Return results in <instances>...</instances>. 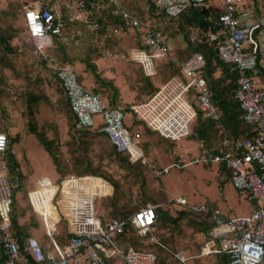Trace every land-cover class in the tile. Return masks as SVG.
I'll return each instance as SVG.
<instances>
[{
	"label": "built area",
	"instance_id": "1",
	"mask_svg": "<svg viewBox=\"0 0 264 264\" xmlns=\"http://www.w3.org/2000/svg\"><path fill=\"white\" fill-rule=\"evenodd\" d=\"M50 1L47 4L36 0L22 6L25 42L30 41L32 51L41 54L55 70L53 77L65 93L76 128L104 133L118 153L127 155L131 163H142L158 177L173 166L180 168L199 161L204 165L215 163L228 167L232 185L247 192L253 200L248 214L231 218L219 208L190 203L180 195L167 198L166 205L209 216L210 225L197 256L224 257L226 264H264V0H219L222 12L217 17L211 13L204 17L215 27L208 31L205 41L213 45L217 58L235 73L234 98L244 122L255 133L234 140L222 134L209 150H202L188 161L180 156L177 162L163 168L148 161L141 132L132 133L127 128L125 115L132 114L133 121H140L146 130L172 142L189 135L197 108L218 121L221 111L205 79L204 56L194 52L179 62L178 75L157 85L145 99L130 104L131 112L127 113L124 106H110L99 93L86 89L72 67L56 65L47 47L55 39L68 44L91 33L93 40L99 42L98 51L103 57L135 63L144 76L152 78L159 63L168 61L167 36L125 8L122 0ZM149 1L168 18H175L190 7L201 11L213 7L208 0ZM94 17L101 19L102 24L111 19L119 23L110 25V35L104 36L99 33L100 24ZM127 35L132 36L134 45L123 49L120 40ZM107 36L111 44H104ZM258 76H263L262 81ZM97 115L103 123L98 127L94 119ZM7 147L8 136L0 131V246L4 264H21L19 245L10 233L12 185L5 175ZM94 179L105 183L90 174H66L55 180L42 177L35 187L27 190V200L39 217L45 236L42 243L33 235L26 239L25 250L33 257L34 264H156V253L123 241L121 234L131 226L139 237L149 236L156 218L155 209L160 204L149 203L130 216L104 218L94 202L105 193L94 188ZM61 221L65 224V237L58 235ZM173 257L181 263L187 259L182 250L174 252Z\"/></svg>",
	"mask_w": 264,
	"mask_h": 264
},
{
	"label": "rangeland",
	"instance_id": "2",
	"mask_svg": "<svg viewBox=\"0 0 264 264\" xmlns=\"http://www.w3.org/2000/svg\"><path fill=\"white\" fill-rule=\"evenodd\" d=\"M34 1L36 0H0V36L8 43L9 50L7 53H3L4 50L0 49V130H8V127L14 125L20 127L18 137H11L10 140V149L19 160L17 166L19 173H11L8 168L5 175L13 185H16L15 196L16 207L18 208L16 209L24 210L23 218L28 220L30 216L34 215L28 208L25 193L28 189L35 187L38 179L48 177L55 180L57 177L66 174H81L87 168L88 162L93 168L108 175L109 179L114 181L117 186L115 190L112 189V195L98 198L94 202L96 210L105 216H114L110 213L113 207L126 208L131 212L136 206H142L146 202L152 203V200H164L167 195L173 198L178 195L184 196L190 203L206 202L211 208L213 206L219 207L224 214L231 218L246 215L252 210L253 203L249 201L246 194L236 189L229 179H225V173L219 172L218 165L215 163L204 165L202 161H199L180 168L173 166L168 172L158 177L147 166L136 162L130 168L120 166L117 160L110 155L111 145L103 134L93 131H89V134H83V131H75L72 128L73 116L71 112L63 114L62 117H59L61 115L55 116L53 120L46 111L48 103L42 100V97L46 95L47 86H52L51 81L54 85L57 82L52 78L53 73L48 69L47 61L45 62L32 51L30 41H27V44L25 42L27 33L23 26L21 8L23 5L28 6ZM40 1L48 2V0ZM208 1L211 4H219V0ZM122 5L142 21L162 30L168 38V61L163 60L159 63L157 74L152 78L144 76L138 66H131V64L136 65L135 63L105 58L95 53L93 45L99 42L93 43L88 36H81L74 41H69L70 43L64 45L62 49L57 45L49 50L51 55L58 58L61 63H68L77 74H80V69L87 71L89 77L94 79L96 83L97 92L111 102L116 98L117 90L113 89V79L94 77L92 66L94 65L95 70H97V66L93 63L96 59L100 70H111L116 76L115 79L120 76L115 85L121 91L124 100L131 101L133 94H141L142 96L140 87L143 88V85L141 84L144 83V87L150 91L157 83L176 74L180 60L192 52L184 36L188 35L191 42L200 36L196 27H191L185 22L182 26H180L181 24L178 25V18L166 17L160 10L151 7L148 0H122ZM120 41L123 49L134 45L131 35L122 37ZM104 43L111 44L112 41L107 39ZM129 84H132L133 90ZM85 87L93 91L92 85H85ZM60 91H62L61 87ZM30 92L41 96L38 102L31 105L37 131L41 129H45V131L54 130L53 125H50L53 122L56 128L58 125L61 126L62 134L66 133L64 139L61 138L59 131L57 132L58 137H55L57 141L54 143L53 152L56 166L36 139V134L30 133L28 130L27 98ZM51 104L53 108L54 106L57 108L56 103L51 102ZM128 116L126 115L124 118L125 124L131 125L130 131L132 133L141 132L142 141L146 144L144 147L146 158L156 166L160 167L177 162L176 160L180 156L188 161L191 156L200 154L198 142L189 138L190 136L172 142L161 138L157 133L146 130L144 125H140L138 121H133V116ZM94 119L96 127L103 124L100 116L97 115ZM64 124L66 130H63ZM195 124L196 117L191 123L190 131ZM219 132H212L211 139L218 140ZM95 181L100 182V185L98 184L95 189L100 188L102 192L111 190L106 182L103 183L99 179H94ZM169 213L174 216L175 221L173 223L175 224L163 230L162 235L166 238L164 245L173 251L183 250L188 255L198 253L204 237L203 233L196 229L188 215H180L174 209H169ZM23 218L20 219V222L23 221ZM36 222L37 227H32L31 233L37 236L42 243L44 229L37 218ZM58 228L62 231L64 225L59 223ZM144 242L146 243H143L141 247L148 246L149 242L147 240ZM154 245L149 247L153 248L160 257L158 264H182L167 254L162 246L158 248L160 245ZM222 259L216 255H200L189 257L185 263L225 264Z\"/></svg>",
	"mask_w": 264,
	"mask_h": 264
},
{
	"label": "trees",
	"instance_id": "3",
	"mask_svg": "<svg viewBox=\"0 0 264 264\" xmlns=\"http://www.w3.org/2000/svg\"><path fill=\"white\" fill-rule=\"evenodd\" d=\"M51 2L52 1H50V3ZM149 3L151 4V7H154V5L150 1H149ZM154 8H156V7H154ZM211 9H212V11H211ZM211 9L209 11H203V10L201 11L197 8L190 7L188 9H185V11H183L180 15L175 17V18H178V22H177V24L179 23L178 25L181 24L180 26H182V24L185 22L191 27H196V29L199 31L200 36H198L196 38V40H192V42L189 40L188 35L184 36L185 40H186V42H187V44H188V46L192 52L189 55L185 56L182 60L184 61L186 58H188L194 52H199L204 56V59H205V66H204L205 79L207 81V85H208L209 89L213 92L214 102L219 107V109L221 111V117L217 121V120H213L210 117L205 116L197 108L196 116H195L196 117V124L193 126L192 131H190V133L187 137L190 136L189 138H192L193 140L198 142V145H199L198 148H199L200 152L202 150H209L210 148H212L213 143L217 140V139H214V140L211 139V134L214 131L215 132L220 131L219 132L220 135L226 134V136L231 138V140L232 139L234 140V139L240 138V137H246V136L250 137L255 133V131L252 129V126L250 124H247L244 122L243 117H242V111H241L240 107H238L239 104H238L237 100L234 98L236 87H237L235 73L230 70L228 65L222 63L217 58L213 45L208 44L205 41V37H206V34L208 33V31L215 30V27L212 24V22L205 20L204 17L209 13H211L213 16L217 17L218 14L221 13L220 11L215 9L214 7H211ZM179 18H180V20H179ZM92 19H95V21H97L100 24V29H99L100 32L99 33L101 35H104V36L107 34L110 35V25H112V24L117 25L119 23V20H117V19H111L106 24H102L101 19H98L95 17ZM87 36L89 39L92 40L93 43L97 42V41L93 40L94 36L91 33H89ZM106 39H108V36L106 37ZM106 39L104 37V41ZM193 39H195V38H193ZM54 42H55V44L58 43V41L56 39L54 40ZM104 44H106V43H104ZM0 49L4 50L3 53H7L9 51L8 50V43L6 41H4L2 36H0ZM93 50L95 51V53L100 54L98 51L97 44L93 45ZM38 56L41 57L46 62V60L43 58V56L41 54H38ZM46 65L48 66V69L52 71L53 76H54L55 70L48 63H46ZM56 65L62 66V65H68V63H65V62L56 63ZM94 68L95 67L93 65L92 66L93 75L95 78L98 79L99 75L95 72ZM217 71H219V74H216ZM178 74H179V69H177L176 74L171 75L170 77L176 76ZM77 77H78V81L80 82V76L77 75ZM147 78H149V77H147ZM167 79H169V78L167 77ZM167 79L165 78V80H167ZM56 82L61 87L60 82L58 80H56ZM61 89H62V87H61ZM155 89H156V86H154L150 91L148 90V92L151 93ZM62 93L64 94V97L66 99V96H65L63 89H62ZM40 97L41 96L32 94L31 92L28 95V98H27V100H28L27 127H28V130L30 131V133L36 134V136H37L36 139L39 141V143L46 150L48 155L51 157L52 162L56 166L53 148H54V143H56V141H57V139L55 137L56 136L58 137V133H57L58 131H56V130L52 131L53 132L52 136L49 137L46 135L47 133H46L45 129H41V130L37 131L36 126H35L34 121H33L34 120V112L31 108V105H32V103L38 102L41 99ZM66 101H67V99H66ZM67 104H68L69 110L73 116L72 128L75 131H83V134H89L90 133L89 131H92L91 129L76 128L75 116H74L73 112L71 111V108L69 106L68 101H67ZM110 106H116V105H114V103L111 102ZM124 109H125V112H127V113L131 112L130 104L124 105ZM127 128L130 130L132 127L129 124V125H127ZM93 132L103 134L102 132H98L96 129H94ZM16 137H18V136H15L14 138H16ZM163 139H165V138H163ZM10 140H11V137L9 138V136H8V147L6 149L4 159L6 160L7 166L9 168V170H11V173L17 172V174H18L19 173V169L17 167L18 166V160L10 149V144H11ZM166 140H168V139H166ZM80 144H82V142H80ZM216 151L217 150L215 149L212 152H216ZM109 153H110V155H112L117 160V163L122 167L130 168L133 166L132 164H134L128 160L127 155L118 153L115 150L114 146H112V145H111V149H110ZM138 164L142 165V163H140V162H138ZM225 169H226V171H225ZM218 170H219V172H224L225 173L224 178L226 177L225 179H229V181H230V169L228 167L223 166V165L220 167L218 166ZM81 174H90V175L98 176V177L102 178L103 180H105V182H107L108 184L112 185L114 190L117 188L116 183L114 181L110 180L108 175H106V174L100 172L99 170L93 168L91 166L90 162H88L87 168ZM230 183H231V181H230ZM11 185H12V202H11V212H10V219H11L10 233L19 245V254H20V257L22 259L21 264H34V259L31 256V254L28 251H25L26 239H27V237L33 235L31 233V228L37 227L36 218H37L40 225H41V222H40L39 217L32 210V208H31V206L27 200V193H25V198H26V201L28 204V208L34 215L30 216V218L28 220L23 218L24 213H25L24 210L23 209L17 210L18 208L16 207V196H15V193L17 192V189L15 188L16 185H13L12 183H11ZM240 192L245 193L246 197L249 199V201H251V202L253 201L249 198V194L247 192H245L243 190ZM102 197L104 198L106 196H102ZM107 198H109V197H107ZM144 199L147 200V198H144ZM152 201H153L152 203H159L160 205L155 209L156 218H155V222L152 225L151 233L149 234V236L143 237V238L139 237L136 234L135 230L131 226H128L127 229L125 230V232L123 234H121V238L123 241L128 242V243L132 241L131 244H133L137 248L149 249V250L153 251L154 253H156V255H157L156 264H158L160 257L158 256L157 252H155V250L153 248H150L149 246L153 245V244H155L154 246L160 245V246H158V248H160L162 246V248L165 250V252L167 254H169L171 257H173V253L176 252L177 250H175V251L170 250L169 248H167L164 245V243L166 242V238L163 237L162 233H163L164 229H168L170 227V225L175 224V223H173L175 221V218H174V216H172L169 213V209H171V207H168L166 205L167 197L164 198V200L162 199L160 201H157V200H152ZM203 203H206V202H203ZM147 204H149V203L146 202V203H143L142 206H136L131 212H129L130 210H128L126 208H115V207H113V209L110 211V213L112 215H114L115 217H126V216H130L133 212H135L139 208L147 206ZM206 204H208V203H206ZM114 206H115V204H114ZM212 208H219V207L213 206ZM176 211L179 212L180 215L186 216V214H187L190 217V219H192L191 222L196 227V229L198 231H201L203 233V236H204L205 231L207 230V228L210 225L208 215L199 214V213L192 211L188 208H182V209L176 210ZM35 216H36V218H35ZM106 217H109V216H105L104 218H106ZM21 218H23L22 222H20ZM60 223H61V225H64V228L62 229V231L59 229L60 232L58 235L65 237L66 236L65 224L63 221H61ZM42 236L45 238L43 233H42ZM150 237L155 238V240L150 239ZM41 240H44V239H41ZM144 240H147L149 242V244L146 247H141V245H143V243H146V242H144ZM222 258H223L222 259L223 262L226 264L225 258L224 257H222ZM3 260H4V257L2 255L1 246H0V264H4Z\"/></svg>",
	"mask_w": 264,
	"mask_h": 264
},
{
	"label": "crops",
	"instance_id": "4",
	"mask_svg": "<svg viewBox=\"0 0 264 264\" xmlns=\"http://www.w3.org/2000/svg\"><path fill=\"white\" fill-rule=\"evenodd\" d=\"M44 3H47V4H50V0H48V2H44ZM213 7L215 8V9H217L218 11H220V12H222L221 10V4H220V2H219V4H217V5H215V4H213ZM126 8V7H125ZM22 9V8H21ZM211 11H212V9H211ZM61 12L64 14L65 13V9H64V7H61ZM137 16V15H136ZM138 17V16H137ZM23 26H24V23H23ZM58 45V47L60 48V49H62L63 48V46L64 45H66V44H63V43H61V42H59L58 41V43L57 44H55V42H54V44L53 45H50L49 47H47L48 49L46 50L47 52H48V54L50 55V56H52L53 57V60H55V62L56 63H61L60 61H58V58H56L55 56H53V55H51L50 54V52H49V50H52L53 48H55V46H57ZM32 47V46H31ZM98 59H100V58H98ZM103 59H105V58H103ZM98 60L96 59L95 60V62H93V63H95V65L97 66V70H95V68H94V70H95V72L98 74V73H102V74H98L99 75V77L101 78V77H106L107 79H113L112 81H113V83H112V86H114L113 87V89L116 91L117 90V93L115 94V99H113L114 101H113V103H114V105H121V106H124V105H128V104H132V103H134V102H138V101H141V100H143V99H145L146 97H147V95L150 93V92H148V90H147V88L146 87H144V83L143 84H141V85H143V88H141L140 87V93H142V96H141V94L140 95H134L133 94V97H132V99H131V101H125L124 100V98L122 97V95H121V91L118 89V87H116V85H115V82H116V80L120 77V76H118L117 77V79H115V74L114 73H112L111 72V70L110 71H108V70H100L99 69V67H98V64L96 63ZM183 61V60H182ZM180 62H181V60H180ZM69 65V64H68ZM70 66V65H69ZM131 66H135V67H137V65H134V64H131ZM139 68V67H138ZM99 69V70H98ZM81 71H80V74H77V75H79L80 76V83L85 87V85H92V89H93V91L94 92H97L98 90H96L97 88L95 87V81H94V79H91L90 77H89V75H88V73H87V71H84V70H82V69H80ZM77 73V72H76ZM216 74H219V71H217L216 72ZM129 75V74H128ZM52 78H53V80H55L54 79V77H53V75H52ZM262 78H263V76H258L257 77V79H259V80H261L262 81ZM140 83V82H139ZM160 83H162V82H159V83H157V85H159ZM51 84H52V86H47V88H46V95H44V97H42V98H44V99H42V100H45V101H47V103H48V107H47V109H46V111L48 112V114H50V116L53 118V120H54V118H55V116H58V115H61V116H59V117H62L63 116V114L65 115V114H68V113H70V110H69V107H68V104H67V101H66V99H65V97H64V94L62 93V91H60V86H59V84L57 83H55V85L53 84V81H51ZM156 85V86H157ZM129 86H130V88L132 87V84H129ZM86 88V87H85ZM87 89V88H86ZM132 89V88H131ZM89 90V89H88ZM133 90V89H132ZM92 91V90H91ZM148 92V93H147ZM97 93H99V92H97ZM147 93V94H146ZM100 94V93H99ZM145 94V95H144ZM135 96V97H134ZM102 97V100H103V102L104 103H106V104H108V105H110L111 104V101L109 100H107L106 99V97L105 96H101ZM106 99V100H105ZM118 101V102H117ZM51 102L52 103H56V105H57V108L54 106V108L51 106L52 104H51ZM119 103V104H118ZM54 105V104H53ZM126 115H129V116H131L132 114H126ZM125 115V116H126ZM128 116V117H129ZM128 123V122H127ZM138 123L141 125V123H140V121H138ZM50 125H53V128H54V130H56V131H59V133H60V136H61V138H65L66 137V133L65 134H62V129H61V126H57V128H56V126H54V123L52 122ZM127 125H129V124H127ZM67 128H66V126H65V124H64V128H63V130H66ZM132 129V128H131ZM51 131H46V135L47 136H52V131H54V130H52V129H50ZM92 131L94 130V129H91ZM1 131H3V132H5L6 134H7V136H9V137H15V136H18L17 134H18V132H20V127L19 126H12V127H8V130L6 129V130H1ZM51 132V133H50ZM155 133V132H154ZM34 134V133H33ZM104 134V133H103ZM156 134V133H155ZM158 135V134H157ZM104 136H105V134H104ZM158 136H160V135H158ZM106 137V136H105ZM161 137V136H160ZM17 138V137H16ZM161 138H163V137H161ZM107 139V138H106ZM108 141V140H107ZM144 144H145V142H144ZM146 145V144H145ZM12 151V150H11ZM14 154V153H13ZM15 155V154H14ZM17 158V157H16ZM17 160H18V158H17ZM19 161V160H18ZM171 163H169V164H166V165H163V166H160L159 168H163V167H167L168 165H170ZM158 167V166H157ZM171 169V168H170ZM169 169V170H170ZM164 174V173H163ZM162 174V175H163ZM161 175V176H162ZM97 181H95L94 183H93V186H94V188L96 187V186H98V184L100 183L99 181L96 183ZM105 182V181H104ZM108 184V183H107ZM100 185V184H99ZM110 187H111V190L109 191V192H104L105 193V195L104 196H108V195H111V193H112V189H113V186L112 185H110V184H108ZM167 198H173V197H169V196H166ZM171 209H173V208H171ZM203 239H204V237H203ZM201 247V246H200ZM183 251V250H182ZM199 252H200V250H199ZM198 252V253H199ZM183 253H184V255L185 256H187V259L189 258V257H196L197 255H198V253H196V254H192V255H188V254H185V252L183 251ZM205 256H209V255H205ZM173 259H174V257H173ZM175 260V259H174ZM176 261V260H175ZM182 264H187V263H182Z\"/></svg>",
	"mask_w": 264,
	"mask_h": 264
},
{
	"label": "bare ground",
	"instance_id": "5",
	"mask_svg": "<svg viewBox=\"0 0 264 264\" xmlns=\"http://www.w3.org/2000/svg\"><path fill=\"white\" fill-rule=\"evenodd\" d=\"M196 37V36H195ZM47 63V62H46ZM235 90V89H234ZM234 100V99H233ZM118 102V101H117ZM119 104V103H118ZM239 107V106H238ZM128 109V108H127ZM208 120V119H207ZM221 121V120H220ZM247 126V125H246ZM130 128V127H129ZM226 135V134H225ZM246 136V135H245ZM247 137V136H246ZM251 137V136H250ZM220 167V166H219ZM225 171H226V169H225ZM226 178V177H225ZM185 212V211H184ZM186 213V212H185ZM187 215V214H186ZM190 219V218H189ZM130 230V229H129ZM139 238V237H138ZM26 239V238H25ZM132 242V241H131ZM131 242H129V243H131ZM23 248V247H22ZM26 251V250H25ZM215 257V256H214ZM29 260V259H28ZM29 263V262H28Z\"/></svg>",
	"mask_w": 264,
	"mask_h": 264
},
{
	"label": "clouds",
	"instance_id": "6",
	"mask_svg": "<svg viewBox=\"0 0 264 264\" xmlns=\"http://www.w3.org/2000/svg\"><path fill=\"white\" fill-rule=\"evenodd\" d=\"M22 15H23V12H22ZM24 21V20H23ZM24 23V22H23ZM94 176V175H93ZM96 177H98V176H96ZM98 178H100V177H98ZM102 179V178H101ZM103 180V179H102ZM103 181H105V180H103ZM107 183V182H106Z\"/></svg>",
	"mask_w": 264,
	"mask_h": 264
}]
</instances>
